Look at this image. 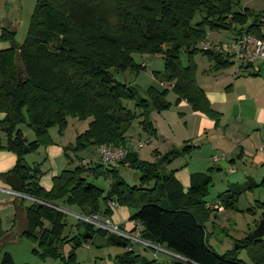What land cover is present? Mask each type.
<instances>
[{"label":"trees","instance_id":"obj_1","mask_svg":"<svg viewBox=\"0 0 264 264\" xmlns=\"http://www.w3.org/2000/svg\"><path fill=\"white\" fill-rule=\"evenodd\" d=\"M240 1L35 0L27 35L21 43H14L16 31L0 29V39L11 43L0 49V113L4 114L0 130L5 134L4 139L0 137V150L16 154L12 169L0 176L6 180L10 174L16 175L22 182V192L42 201L25 207L21 233L38 244L41 258L56 257L64 245H70L65 262L74 264L75 250L88 242L83 238L85 233L106 235L82 221L76 224L75 234L64 235V212L58 209V203L75 206L83 214L110 216V202H114L130 210L128 220L140 224L143 239L184 258L161 264H245L236 256L216 253L200 219H208L212 212L206 203L217 200L224 209H238L239 197L257 184L251 180L230 183L208 202L205 197L211 177L194 172L187 191H183L167 165L181 153H189L191 146L154 153V161L140 160L136 151L130 152L119 163H128L139 171V185H129L118 177L116 167L105 169L100 163L80 162L54 176L51 188L46 190L39 184L40 167L26 164L22 156L25 147L32 150L38 143H50L49 129L57 126L61 133L70 116L89 119L87 128L75 138V148L125 145V134L137 116L141 117V129L154 135L149 114L170 107L166 99L169 90L177 96L176 102L185 100L193 111L204 113L217 124L219 113L211 108L196 82L195 64L183 65L180 53L202 52L212 61V71L232 64L220 49L203 50L197 43L204 39L207 28L231 29L236 36L246 32L263 37L260 27L264 11L241 9ZM197 13L199 18L194 20ZM134 54L160 55L164 68L162 72L153 71V75L169 82L170 89L149 85L141 90L131 81L116 80L112 70L129 71L133 76L145 70L144 62L135 61ZM125 101H133L139 115ZM24 121L33 128L36 140L27 142L22 135L18 126ZM96 169H103V175L109 178L106 190L89 180ZM261 208L264 219V202ZM237 243L239 248H248L253 264H264L261 237L250 234ZM119 246L126 248L127 243ZM155 261L132 249L118 254L113 264ZM0 264L17 263L4 251Z\"/></svg>","mask_w":264,"mask_h":264},{"label":"rangeland","instance_id":"obj_2","mask_svg":"<svg viewBox=\"0 0 264 264\" xmlns=\"http://www.w3.org/2000/svg\"><path fill=\"white\" fill-rule=\"evenodd\" d=\"M3 1L4 0H0V6L2 5ZM240 2L241 5L247 4V6H249L248 8L254 13H257L259 10H262L264 8V0H241ZM9 3H11V9L8 10V15L10 17H13L14 19H11V25H7L12 27L7 28L16 31L14 43L19 44L25 39V36L27 35L30 23L29 21L33 12L35 0H9ZM8 8L9 6H7V9ZM0 14H3V12L1 11ZM198 18L199 14L197 13L194 20H197ZM232 32L233 31L231 29L211 30L207 28L204 39L202 41H199L197 43V46L202 48V43L208 42L210 44V49H219V42L225 43L226 41H228ZM9 46H11L10 42L3 41L0 39V49L7 48ZM133 56L135 61L145 62L147 67L144 71L136 74L134 78L132 73H130L129 71L121 72L112 70V76L116 80L124 83L127 80L130 82L132 78H134L132 84L136 85L141 90H145L149 85H154L158 88H163L164 83L155 78L153 75V71L162 72L164 68V61L162 57L157 54L150 56L134 54ZM148 57H150V59ZM180 60L183 65H187L188 62H192L193 64H195L196 73L197 65L203 66L202 62L207 64L208 61H211L207 55L202 54V52L200 51H197L191 55H188L186 51H182L180 53ZM201 72H203V70ZM124 104L129 109L135 111L137 115H139L140 110L135 108L133 101H125ZM88 120L89 119L79 120L75 117L70 116L68 118V123L66 124V127L61 133L58 132V136L63 135L64 132H66V134L70 136L75 128H85V126H87ZM140 120L141 117L137 116L133 120L130 129H128V132L126 133V142L128 144L132 145L133 143H138L140 141L149 142L151 134H148L147 132H144L141 129L139 124ZM19 128L27 142L36 140V134L27 121L20 123ZM54 130H58L57 126L51 127V131ZM53 135L55 136L54 132ZM0 136H3V132L1 130ZM70 140L72 141V139ZM207 141L206 144L209 145ZM74 142L75 139L74 141H72L71 144H63L64 154L63 162H59L60 166H62V169L61 167H59L60 171L63 169L73 168L76 164H79L81 160H85V164L86 162H89L90 159L92 160V163L98 161L96 151H94V153H91L90 148L88 147L75 148ZM148 142L142 146L143 148H136L137 150H135H141V153L143 151H146L147 149H149ZM46 145L48 144L38 143V145L35 146L32 150H29V148L27 147L23 148V161L26 164L37 165L41 169L43 168L47 170L51 161L45 151ZM70 145H72L71 149L69 147ZM197 152L198 151H195L193 154V158L189 159L191 166L190 169L195 170L194 172L198 170V172L207 173L211 177V183L208 189L209 193L205 197V200H213L217 193L222 192V190H224L227 181H236L239 183H243L247 180H251L257 184L251 190L246 191L239 197L237 202L238 209L227 208L220 212H211L208 215V219H200L207 232L208 243L216 253L221 255L226 254L230 257L236 256L237 258L243 260L245 264H253V261L248 253V248L238 247L237 249H235V246L238 244L237 242L252 234L254 227L257 226L259 221L262 219L261 206L264 202V164H259L258 166H256L254 162L251 163L250 160H246L247 158L245 159L242 157L243 159L239 160V162H235V164L232 165V168L236 169V173L233 174L228 171V168L218 169L219 163L212 164L211 162L210 165L208 164L204 166V164L202 163L203 159L201 157H198ZM256 153L257 157H255V159H262L264 161V155L258 150ZM140 156L139 159L141 160ZM199 167L201 169H194ZM97 170L100 174L96 175V177L90 174L89 180H91L98 187H101L106 190L109 185V180H106L104 178L103 169ZM1 173H4V171H1ZM117 175L118 177L123 178L124 181L129 185H139L140 183L139 171L136 168L129 166L128 163L117 164ZM249 177L250 179H248ZM2 180L4 179L0 176V185L4 184ZM149 185L151 186L152 183H150ZM10 197L14 198L8 193L0 190V238L5 237L6 240L5 243L0 246V258L2 256V253L6 251L12 255L14 262L17 264H69L65 262V257L68 251L70 250V245H64L63 248L59 250L60 255H57L56 257L47 256L43 259L40 255L42 250L38 246V244L28 240L25 237L20 236L22 220H20L21 218L19 217L18 210L15 209L12 204L1 202L10 199ZM16 199H18L17 204H19V201H22L24 204L28 203V201L30 202V200L26 198L17 197ZM58 205L63 209V211H65L63 213V219L66 223L64 235H72L73 233H76L75 226L79 222L78 218L75 216V213L79 212L76 209L77 207L68 206L62 203H58ZM261 238L264 240V236H262ZM161 247L164 248L163 245ZM133 248L134 252H139L141 256L146 257L149 260L153 258L156 259V264H159L157 261L160 262V259H168L169 257L173 260L177 258V256H175L170 251V255L163 254L160 251H157L156 255H153V252L155 251L153 249H145L144 247L137 245H135ZM33 249H35L36 251H33ZM123 252L124 248L115 243H111L107 246H103L100 248L95 247L92 243L88 246L82 244L75 250V260L73 263L111 264L113 263L115 257L118 254H122Z\"/></svg>","mask_w":264,"mask_h":264},{"label":"crops","instance_id":"obj_3","mask_svg":"<svg viewBox=\"0 0 264 264\" xmlns=\"http://www.w3.org/2000/svg\"><path fill=\"white\" fill-rule=\"evenodd\" d=\"M10 5L11 3H9V0H4L0 6V12H3V14H0V29L2 27H12L7 26L12 24L11 19L13 18L8 15V10L11 9ZM7 6H9L8 9ZM240 7L242 9L243 7L248 8L249 6H247V4L241 5L240 2ZM261 11H264V8L258 12ZM262 19L264 20V17ZM235 37V32H232L226 42H231ZM225 43L219 42L218 47ZM148 58L150 59V57ZM232 61V64L216 71L210 69L212 61H208L207 64L202 62L203 66H198L196 64V82L204 90L211 108L219 113L217 124H215V121L212 118L204 113L193 111L185 100L176 102L177 96L169 90L166 99L171 104L170 107L167 110L159 112L153 110L149 114L151 123L155 128V134L151 135L148 142L149 149L142 153L141 150H135L138 158L141 154V160L154 161V153L158 152L162 154L171 149H181L186 145L191 146L192 148H190L189 153H181L173 159L169 165H167V169L173 170L174 177L178 180L185 192L190 185V175L195 171L190 169L191 166L189 162V159L193 158L195 151H198V157L203 159L202 163L204 166L208 164L210 165L211 162L212 164L219 163V167L222 169L228 168V171L233 174L236 173V169L232 168V165L243 158H247L246 160H250L251 163L254 162L256 166L264 164L262 159H255V157H257V147L264 144V59L256 60L252 63H240L233 59ZM146 67L145 64V69ZM202 70L203 72H201ZM134 78H132L131 83H133ZM163 83L164 87L170 89L169 82L164 81ZM3 118L4 114L0 113V121ZM87 126L83 129L75 128L70 136H68L66 132H64L63 135L58 136V130L51 131V128L49 129L48 134L51 141L50 144L48 143V145L45 146V151L46 154H48L51 163L47 170L40 168L42 174L39 177V184L44 189L49 190L52 186V178L62 171H60L59 167L62 169L60 163L63 162V144H71L75 137L83 132ZM53 132L55 133V136L53 135ZM1 138H5L4 133ZM70 139H72V141ZM206 141L209 145L206 144ZM88 148H90L91 153L96 151L98 161L95 163H100L97 148ZM84 161L85 160H81L80 162L85 164ZM15 162V153L5 149L0 150V173L1 171L7 172L12 169ZM89 163L95 164L92 163L91 159L89 162H86V164ZM222 164H226V166L222 167ZM30 165L33 166L32 164ZM196 172H198V170H196ZM99 174L100 173L97 169L94 170V177ZM104 178L109 180L105 175ZM2 181L4 184H1L0 187L10 186L6 180ZM230 183L239 182L227 181L224 190ZM16 198L17 197H10V199L1 202L12 204L15 209L18 210L19 217L21 218L20 220H22V227L20 230L21 236L25 227V207L31 201H28V203H26L27 205L22 201H19V204H17L18 199ZM110 208L112 211L110 218L113 222L122 227L131 228L132 221L128 220L130 210L126 206L115 205L114 202H110ZM76 209L79 211L77 213H82L81 209ZM212 212L220 211L215 210ZM5 241V237L0 238V246H2ZM162 253L170 255L169 253ZM171 260L172 258L168 257V259H160V262H157L161 264L170 262Z\"/></svg>","mask_w":264,"mask_h":264},{"label":"built area","instance_id":"obj_4","mask_svg":"<svg viewBox=\"0 0 264 264\" xmlns=\"http://www.w3.org/2000/svg\"><path fill=\"white\" fill-rule=\"evenodd\" d=\"M260 32L263 37H258L254 34L242 32L237 35L231 42L222 44L219 49L234 61L252 63L256 60H262L264 59V24L261 25ZM202 49H210V44L208 42H203ZM146 143L147 141H140L131 145L126 142L125 145L119 147H110L108 145L101 144L97 146V150L100 157V164L105 169L114 168L130 152L134 151L136 148H141ZM258 151L264 155L263 144L258 147ZM0 190L8 193L13 197L26 198L31 202L42 203V201L32 196L26 195L22 191L16 190L11 186L0 187ZM206 208L211 211H221L224 209L223 205L218 200L214 203H206ZM58 209L63 211L62 208ZM75 216L78 218L79 221L91 225L94 229L100 230L106 233V235L113 234L120 238V240L127 243V246L126 248H124V250H132L133 247L137 245L142 246L145 249L155 250L153 252V255H156L157 251L171 254L167 249L161 247L159 244L143 239L140 236L141 226L139 223L132 222L131 228H125L113 222L110 216L100 213H75ZM89 244H91L90 240H88V242L84 245L88 246ZM175 256L180 257L178 255ZM180 258L184 260V258Z\"/></svg>","mask_w":264,"mask_h":264},{"label":"water","instance_id":"obj_5","mask_svg":"<svg viewBox=\"0 0 264 264\" xmlns=\"http://www.w3.org/2000/svg\"><path fill=\"white\" fill-rule=\"evenodd\" d=\"M136 158H133V161H135ZM222 167H225L226 164H222ZM6 181L7 183L14 189L22 191L23 189V185L21 180L14 174H10L6 177ZM252 235L255 238H259L264 236V219H261L259 221V223L257 224V226L254 228V230L252 231ZM84 239L90 240L91 243L97 247H103V246H107L111 243H115L117 245H124L125 242L120 240V238H118L117 236L113 235V234H109V235H100V234H94L92 232H88L85 233L83 235ZM240 245H236L235 249H237Z\"/></svg>","mask_w":264,"mask_h":264}]
</instances>
